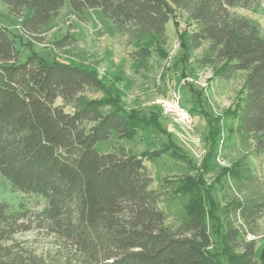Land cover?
<instances>
[{"label":"trees","instance_id":"16d2710c","mask_svg":"<svg viewBox=\"0 0 264 264\" xmlns=\"http://www.w3.org/2000/svg\"><path fill=\"white\" fill-rule=\"evenodd\" d=\"M0 3L21 21L22 37L35 45L45 43L66 7L79 19L99 10L126 38L139 66L167 45L166 29L175 12L184 14L191 29L179 33L182 58L206 46L198 63L211 68L215 77L230 81L237 73L245 75L237 132L264 151V38L235 13L264 7V0ZM18 39L0 24V175L15 192L43 207L33 210L21 203L15 208L0 198V264H264V251L258 257L255 239L264 217V191L224 203L219 239L201 198L186 206L178 229H169L160 209L164 195L153 189L148 168L154 157L96 148L114 134L133 139L149 123L93 98L104 85L87 66L34 52L24 56ZM76 45L66 35L52 42L51 52L55 57ZM33 230L52 240L44 252L16 241L17 235Z\"/></svg>","mask_w":264,"mask_h":264},{"label":"rangeland","instance_id":"374dc122","mask_svg":"<svg viewBox=\"0 0 264 264\" xmlns=\"http://www.w3.org/2000/svg\"><path fill=\"white\" fill-rule=\"evenodd\" d=\"M235 13L246 17L264 38L262 5ZM28 15L29 12L25 13L23 18ZM20 23L0 3V24L20 37L24 56L34 52L48 60L87 66L104 85L103 91L93 94V98L107 101L149 123V129L133 139L121 140L114 134L96 148L106 153L124 148L154 157L148 168L154 179L153 189L164 195L160 209L167 216L169 229H178L185 218L186 206L192 199L201 198L208 224L219 239L224 203L250 192L264 191V151H258L252 139L237 132L236 117L245 75L237 73L230 81L215 77L211 68L198 63L206 46L182 58L179 33L191 29L184 14L175 12L166 29L167 45L151 52L146 65L141 66L131 59L132 48L126 47V38L117 33L99 10L87 12L84 19H79L66 7L42 45L22 37ZM66 35L73 36L77 45L54 57L52 42ZM184 71L187 75L183 77ZM172 91L177 92L187 110L196 107L191 113V125L182 124L156 104L159 99L170 98ZM0 198L15 208L21 203L33 210L43 207L35 199L15 192L1 175ZM258 229L255 239L260 257L264 251V217ZM15 239L40 253L52 245L47 234L39 230L17 235Z\"/></svg>","mask_w":264,"mask_h":264},{"label":"built area","instance_id":"2783aa9c","mask_svg":"<svg viewBox=\"0 0 264 264\" xmlns=\"http://www.w3.org/2000/svg\"><path fill=\"white\" fill-rule=\"evenodd\" d=\"M156 104L160 105L165 112L175 115L182 124L191 125L192 114L183 106L176 91H172L170 98L157 100Z\"/></svg>","mask_w":264,"mask_h":264}]
</instances>
